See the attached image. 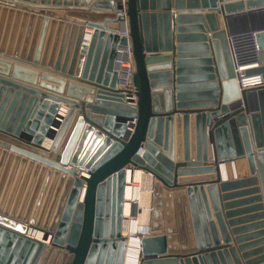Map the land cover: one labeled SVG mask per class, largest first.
<instances>
[{"label":"water","instance_id":"obj_1","mask_svg":"<svg viewBox=\"0 0 264 264\" xmlns=\"http://www.w3.org/2000/svg\"><path fill=\"white\" fill-rule=\"evenodd\" d=\"M36 2L0 0V264H121L125 167L164 188L150 223L162 232L140 239L139 264H264V0H126L125 17L119 0ZM26 12L43 19L29 38V17L20 39ZM122 21L132 92L116 89L113 70ZM245 31L258 67L243 76L263 85L239 92L225 36ZM10 63L56 77L41 73L34 88L38 73L14 64L8 80ZM57 104L68 110L48 137ZM242 159L249 177L222 181L220 163Z\"/></svg>","mask_w":264,"mask_h":264},{"label":"bare ground","instance_id":"obj_2","mask_svg":"<svg viewBox=\"0 0 264 264\" xmlns=\"http://www.w3.org/2000/svg\"><path fill=\"white\" fill-rule=\"evenodd\" d=\"M89 36L86 34L83 37V45H85V38ZM90 37V36H89ZM90 39V38H89ZM86 46V45H85ZM66 113V109L59 108L58 112L55 115L54 122L51 124L49 128L48 137H52L58 130L60 123ZM44 139L42 143V147L45 148ZM48 141H50L48 139ZM226 163V162H224ZM218 168V172L224 180L229 179V177L238 178L242 173L240 172L238 164L233 163L231 165L222 164ZM245 168V167H244ZM220 169V170H219ZM244 174V173H243ZM84 177H87L84 174H81ZM126 184L123 189V201H122V219L120 224V238L123 240V250L121 256V264H139L140 261V239L146 235L151 234V214L149 216H145L148 210L152 212L154 208V186H159L158 188L164 189L160 187V184L147 172L143 171L139 168H127L125 175ZM162 186V185H161ZM83 190H81V194ZM148 194L151 199V203L149 198H142L144 195ZM81 196V195H80ZM142 200V202H141ZM141 202V214L139 215L140 224H138V219L136 216L137 207ZM28 237L34 239L36 241H41V232L36 230H29L27 233ZM47 245V244H46Z\"/></svg>","mask_w":264,"mask_h":264},{"label":"built area","instance_id":"obj_3","mask_svg":"<svg viewBox=\"0 0 264 264\" xmlns=\"http://www.w3.org/2000/svg\"><path fill=\"white\" fill-rule=\"evenodd\" d=\"M125 2L126 0H119L117 6H119V12L125 17ZM90 31H85L84 34H90ZM115 34L119 38H123L126 40V44L124 46H120L115 50V57L113 60L114 71L117 74L116 77V89L122 91L132 92V77L133 72L131 68L132 64V53L130 47L128 46L127 40L129 38L125 21H122V27L116 28ZM253 31H245L241 33L235 34H226L225 41L230 57V62L233 68V73L235 77V81L237 84L238 91L241 90H250L255 87L263 85L261 77L259 75L244 77L243 72L245 70L253 69L258 67L257 63V50L255 48L254 40H253ZM132 102L128 105H134L135 98L132 96ZM234 103H238V108L242 109L243 106L241 103V99L239 98ZM226 113L216 116L213 118V121L220 120L223 116L229 115L234 109L226 106ZM236 161H228L226 162L228 165L236 164ZM131 167H125L124 169V185L126 184L125 175L126 169ZM237 179H241L239 176ZM231 180H236L235 178ZM41 232V231H40ZM28 236V235H27ZM43 232H41V241L44 245L48 244L49 236L46 237V240H42Z\"/></svg>","mask_w":264,"mask_h":264},{"label":"crops","instance_id":"obj_4","mask_svg":"<svg viewBox=\"0 0 264 264\" xmlns=\"http://www.w3.org/2000/svg\"><path fill=\"white\" fill-rule=\"evenodd\" d=\"M11 1V0H10ZM18 2L20 1V0H17ZM35 6H39V0H37V2H36V4H34ZM1 9H3V7L0 5V10ZM6 11L9 9L8 7H5L4 8ZM16 10H14L13 9V12H15ZM18 13H20V15H22L23 14V12L22 11H19ZM26 16L24 17V20H23V23H22V30H21V34H20V39H23V37H24V33L27 31V25H28V22H29V17H31V20H30V26H29V30H28V37L30 38L31 36H32V34H33V31H34V28H35V22H36V18L37 17H39V19H43V17L42 16H38V15H36V14H30V13H27L26 12V14H25ZM5 17H6V14H3V16H2V27L0 28V36H1V33H2V29H3V26H4V22H5ZM49 19V21H51L52 19L51 18H48ZM10 21V25H8V28H10L11 27V23H12V20H13V17L12 16H10V19H9ZM54 22H56L57 23V20H53ZM20 23H21V16H19L18 18H17V20H16V23H15V31H14V34H15V37H16V35H17V30H18V27H19V25H20ZM172 39H173V37H174V35H176L175 33H174V23L172 22ZM109 27H112V26H109ZM56 29H57V27H56V25H54V26H52V28L50 29V26H49V24L46 26V28H45V31H44V37L46 38L47 37V35H48V33H50V40H51V42H50V44L48 45V47H47V56L49 55V52H50V49H51V43H52V39H53V37H54V35H55V33H56ZM40 30H41V23L39 22L38 24H37V26H36V32H35V37H36V39H37V37H38V35H39V32H40ZM85 31H89L87 28H84V31L83 32H85ZM9 33V32H8ZM179 35H186V34H179ZM22 37V38H21ZM45 38H44V40H45ZM89 36H86V38H85V45H87L88 44V42H89ZM15 39V38H14ZM43 45H44V43H43ZM174 45H175V43L172 41V51L169 53V54H167V55H169V56H171V57H173L174 56V54L176 53V52H174ZM42 48H43V46H42ZM4 52V51H3ZM184 53H191V52H184ZM0 59H2L1 57H0ZM5 61V60H4ZM173 59L171 60V62H170V64H171V72H172V69L174 68V66H173ZM11 65H10V67H9V70H8V73H7V76H6V78L8 79V80H10V74H11V69H12V65H18L19 67H22V68H25V69H29V70H33V71H36L38 74H37V78H36V80H35V83H34V88H38V84H39V82H40V80H39V78H40V75H41V73H44L45 75H47V76H50V77H56V76H54L53 74H50V73H47V72H42V71H40V70H35V69H33V68H31V67H28V66H26V65H23V64H20V63H10ZM71 82V81H70ZM72 83H75V84H77V85H80V86H83V87H87V88H89L90 86H86V85H82V84H79V83H77V82H72ZM4 89L6 90L7 88L6 87H4ZM64 90H65V88H64ZM93 91H95V89H93ZM12 92V94L13 93H15L14 92V90L13 91H11ZM12 94H11V96H10V98H9V100H8V102H7V105H8V103L10 102V99H11V97H12ZM18 95H20V97H21V95H22V93H19ZM94 96V94L92 95V97ZM2 97H4V93H3V95H2ZM26 97H30L29 95H26ZM35 99H37V98H35ZM41 99V98H40ZM50 103H53V102H50ZM58 105V107L59 108H64V109H66V111L68 110V108L67 107H65L64 105H62V104H57ZM3 133V132H2ZM1 133V134H2ZM50 142L51 141H48V139H46L45 140V143H44V146H45V148H49V145H50ZM239 163V164H238ZM222 164H226V165H228L227 163H222ZM236 164H238V166H239V169H240V172L242 173V175H240V177L241 178H247V177H249V175H248V172H247V168H246V164H245V161L242 159V160H238L237 161V163ZM221 165V164H220ZM219 165V166H220ZM245 167V168H244ZM220 168V167H219ZM220 170V169H219ZM244 173V174H243ZM220 177H221V180L222 181H227V180H224L223 178H222V176H221V172H220ZM230 179H232L231 177H229V179L228 180H230ZM235 179H237V178H235ZM163 188V187H162ZM249 197H252V195H248V196H243L242 198H238V199H245V198H249ZM231 201H234V200H231ZM251 205H253V204H247V205H244V206H241V207H239V208H245V207H249V206H251ZM239 208H235V209H239ZM253 213L252 212H250V213H247V214H242V215H240V216H237V217H235V218H239V217H244V216H248V215H252ZM235 218H232V219H235ZM256 221H252V222H247V223H245V224H242V225H248V224H251V223H255ZM240 225H238V226H235V227H239ZM255 231H258V230H252V231H249V232H245V234H249V233H253V232H255ZM242 235H244V234H242ZM257 239H260V238H256L255 240H257ZM255 240H249V241H247V242H243V244H245V243H249V242H252V241H255ZM259 247H262L261 245H259V246H255V247H253V248H251V250H253V249H257V248H259ZM238 254V253H237ZM250 259H252V258H250Z\"/></svg>","mask_w":264,"mask_h":264},{"label":"rangeland","instance_id":"obj_5","mask_svg":"<svg viewBox=\"0 0 264 264\" xmlns=\"http://www.w3.org/2000/svg\"><path fill=\"white\" fill-rule=\"evenodd\" d=\"M232 167H233V164H232ZM157 187V189H154L153 188V192H154V196H155V200H154V203H155V201H156V199H157V192H159V189L160 188H158L159 186H156ZM160 187L162 188V186L160 185ZM144 198H149V200H150V203H151V199H150V197L148 196V194H146V195H144V197L142 198V200L144 199ZM142 200H141V202H142ZM141 202H140V204L138 205V207H137V213H136V216H137V219H138V224H140V220H139V215L141 214V210H140V208H141ZM144 214H146L145 216H149L150 217V214H151V212L148 210V212H146V213H144ZM152 231V230H151ZM162 231H156V232H151V234H157V233H161Z\"/></svg>","mask_w":264,"mask_h":264}]
</instances>
